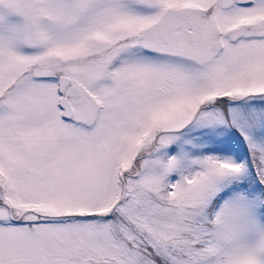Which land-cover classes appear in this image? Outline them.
<instances>
[{
  "label": "snow or ice",
  "instance_id": "6c2138e0",
  "mask_svg": "<svg viewBox=\"0 0 264 264\" xmlns=\"http://www.w3.org/2000/svg\"><path fill=\"white\" fill-rule=\"evenodd\" d=\"M0 264H264V0H0Z\"/></svg>",
  "mask_w": 264,
  "mask_h": 264
}]
</instances>
